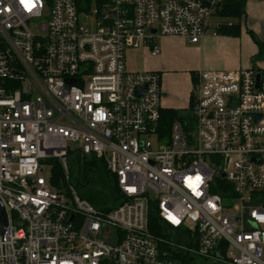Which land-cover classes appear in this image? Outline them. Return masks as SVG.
I'll return each instance as SVG.
<instances>
[{
    "label": "built area",
    "instance_id": "obj_1",
    "mask_svg": "<svg viewBox=\"0 0 264 264\" xmlns=\"http://www.w3.org/2000/svg\"><path fill=\"white\" fill-rule=\"evenodd\" d=\"M221 2L0 0V264H264V66L193 73L167 132L160 74L125 68L161 37L198 44ZM78 153L115 178L113 209L71 184Z\"/></svg>",
    "mask_w": 264,
    "mask_h": 264
},
{
    "label": "crops",
    "instance_id": "obj_2",
    "mask_svg": "<svg viewBox=\"0 0 264 264\" xmlns=\"http://www.w3.org/2000/svg\"><path fill=\"white\" fill-rule=\"evenodd\" d=\"M243 3L245 15L239 20L241 28L239 37L223 36L219 34L213 36L214 25L211 26L210 23V27L206 32L205 37L198 44L192 45L182 38L161 37L156 40V44L159 47L158 55L151 56L146 49L142 50L143 53H147L146 56L148 58L155 61V58H158L161 55L160 43L162 42H171L176 44L177 47L183 43L185 45L187 42V44L193 46V72H190L191 66L188 67V65L183 62L179 65V67L188 70L186 73V83H183L182 87L173 86L168 82V80L173 77L172 72L175 70L172 69L173 65L170 61L168 64L169 68L164 65L158 66V63L156 62L153 68L145 71H154L160 74L161 92H163L161 98L162 112L173 111L176 113V119L181 118L178 115L179 111L185 110L189 113V106L193 95L191 92V88L193 87V73L213 69L229 70V72H231L250 68L247 59H251L256 55L258 49L249 35V32L258 40L264 41V0H243ZM188 49V51H190L191 48ZM238 54L239 57H237ZM225 57L227 58L225 59ZM135 73L142 72L137 71L132 74Z\"/></svg>",
    "mask_w": 264,
    "mask_h": 264
},
{
    "label": "trees",
    "instance_id": "obj_3",
    "mask_svg": "<svg viewBox=\"0 0 264 264\" xmlns=\"http://www.w3.org/2000/svg\"><path fill=\"white\" fill-rule=\"evenodd\" d=\"M80 9L87 10L92 0H74ZM245 15L243 0H222L215 10L214 17L219 19H233L236 22L230 26L221 24L216 29L217 34L230 37H239L241 28L239 20ZM254 43L258 47L257 57L264 50V41L258 40L249 32ZM162 126L169 131L171 124L177 118L173 111H163ZM56 165V164H55ZM71 184L77 193L100 210H111L118 204V191L115 178L108 173L104 164L93 157H85L76 154L70 164ZM62 177L61 169L56 165L51 177V184L58 188ZM148 226L150 232L157 237L165 235L166 229L157 219L155 214H149Z\"/></svg>",
    "mask_w": 264,
    "mask_h": 264
},
{
    "label": "rangeland",
    "instance_id": "obj_4",
    "mask_svg": "<svg viewBox=\"0 0 264 264\" xmlns=\"http://www.w3.org/2000/svg\"><path fill=\"white\" fill-rule=\"evenodd\" d=\"M43 3L47 4L50 0H42ZM95 6V0H92L90 8H93ZM236 21L233 19H219V18H212L211 19V26L215 27L216 25L220 24H232ZM40 23L38 20L31 23V29L33 31L37 30V25ZM255 44V43H254ZM256 46V44H255ZM192 45L187 44V42L179 45L177 47L176 44H173L171 42H162L160 43L161 48V55L158 58H155V61L151 58H148L146 56L147 53H143V49L133 50L129 49L125 53V68L128 73L133 72H145L148 71V69H151L154 67L155 63H158V66L164 65L169 68L168 64L169 61L173 65L172 69H175L173 73V77H171L168 82L173 86H183V83H186V73L188 72L187 69H183L179 67V65L183 62L184 64L191 66L190 72H193V52H192ZM257 47V46H256ZM191 48L190 51H188ZM258 49V47H257ZM147 50V49H146ZM144 50V51H146ZM148 51V50H147ZM258 54V50H257ZM257 54L254 55L251 59L248 58L247 62L248 65L251 67L256 66L259 64L260 66H263L264 62V50L262 51L260 57H257ZM239 57V54L237 55ZM227 57H225L226 59ZM250 59V60H249ZM222 61V59H221ZM147 68V69H145ZM242 70V69H241ZM208 71H229V70H221V69H213ZM152 72V71H151ZM154 72V71H153ZM162 72V71H159ZM191 92L193 93V87L191 88ZM163 94V92H162ZM162 98V95H161ZM179 117H187L189 116L188 111L182 110L178 112ZM190 230H193V225L191 223L186 224Z\"/></svg>",
    "mask_w": 264,
    "mask_h": 264
},
{
    "label": "water",
    "instance_id": "obj_5",
    "mask_svg": "<svg viewBox=\"0 0 264 264\" xmlns=\"http://www.w3.org/2000/svg\"><path fill=\"white\" fill-rule=\"evenodd\" d=\"M258 79H259V76H257V80ZM67 83L68 84H75L77 86H81L80 82L68 81ZM7 224H8L7 214L4 210V208L2 207V205L0 204V234L6 228Z\"/></svg>",
    "mask_w": 264,
    "mask_h": 264
}]
</instances>
